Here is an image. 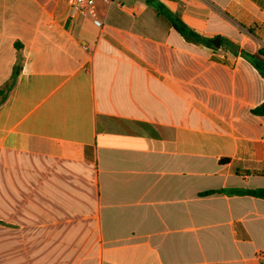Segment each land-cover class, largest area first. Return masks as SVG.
I'll list each match as a JSON object with an SVG mask.
<instances>
[{"label":"crops","instance_id":"crops-1","mask_svg":"<svg viewBox=\"0 0 264 264\" xmlns=\"http://www.w3.org/2000/svg\"><path fill=\"white\" fill-rule=\"evenodd\" d=\"M96 16L0 0V264H264V0Z\"/></svg>","mask_w":264,"mask_h":264},{"label":"trees","instance_id":"trees-1","mask_svg":"<svg viewBox=\"0 0 264 264\" xmlns=\"http://www.w3.org/2000/svg\"><path fill=\"white\" fill-rule=\"evenodd\" d=\"M169 20L172 23V26L174 27V29L185 39L190 40L191 42L204 44L207 47L214 48V46L211 44L210 40H207V39L199 36L198 34H196L193 30L189 29L186 25H184L179 19L173 18L172 16H169ZM224 44H225V42H224ZM228 46H230V48H232V46L230 44H228ZM18 74H19V67H16L14 70L12 81L10 83H8L3 89L0 90V104L4 100L2 98V96L6 92L10 91L12 89V87L14 86ZM253 113L255 115H258V116H264V103L261 106H259L258 108H256L253 111ZM210 194H212V192L207 193V195H210ZM245 194L264 200V188H259L256 190H249V191H246Z\"/></svg>","mask_w":264,"mask_h":264},{"label":"built area","instance_id":"built-area-1","mask_svg":"<svg viewBox=\"0 0 264 264\" xmlns=\"http://www.w3.org/2000/svg\"><path fill=\"white\" fill-rule=\"evenodd\" d=\"M98 0H68L70 7L80 15L93 16V23L96 27L102 28L103 21L96 16V2ZM110 4L113 0H100Z\"/></svg>","mask_w":264,"mask_h":264},{"label":"water","instance_id":"water-1","mask_svg":"<svg viewBox=\"0 0 264 264\" xmlns=\"http://www.w3.org/2000/svg\"><path fill=\"white\" fill-rule=\"evenodd\" d=\"M211 44L215 47V48H221V45H222V39L220 37L214 39V40H211Z\"/></svg>","mask_w":264,"mask_h":264}]
</instances>
